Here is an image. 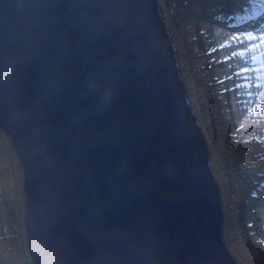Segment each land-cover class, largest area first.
I'll use <instances>...</instances> for the list:
<instances>
[{"label":"water","instance_id":"1","mask_svg":"<svg viewBox=\"0 0 264 264\" xmlns=\"http://www.w3.org/2000/svg\"><path fill=\"white\" fill-rule=\"evenodd\" d=\"M0 131L33 264H236L158 0H0Z\"/></svg>","mask_w":264,"mask_h":264},{"label":"rangeland","instance_id":"2","mask_svg":"<svg viewBox=\"0 0 264 264\" xmlns=\"http://www.w3.org/2000/svg\"><path fill=\"white\" fill-rule=\"evenodd\" d=\"M158 4L222 197V240L236 264H264V0H190L174 21ZM228 8L257 9L261 20L239 31L226 24L232 17L212 21ZM22 193L20 165L0 131V264H33Z\"/></svg>","mask_w":264,"mask_h":264},{"label":"trees","instance_id":"3","mask_svg":"<svg viewBox=\"0 0 264 264\" xmlns=\"http://www.w3.org/2000/svg\"><path fill=\"white\" fill-rule=\"evenodd\" d=\"M242 11H240V9H229L226 10L225 12H223L222 14L218 15V17L212 18V21L214 22H224L225 20H227L229 17H232L229 22H227L226 24H228V26L232 29H236V31H239L241 27H243V25H246L247 19H246V15L241 13ZM252 16H256L258 15L255 12H251ZM249 25V24H248Z\"/></svg>","mask_w":264,"mask_h":264},{"label":"built area","instance_id":"4","mask_svg":"<svg viewBox=\"0 0 264 264\" xmlns=\"http://www.w3.org/2000/svg\"><path fill=\"white\" fill-rule=\"evenodd\" d=\"M164 3L167 6L168 15L173 16L177 10L185 8L189 0H164Z\"/></svg>","mask_w":264,"mask_h":264},{"label":"clouds","instance_id":"5","mask_svg":"<svg viewBox=\"0 0 264 264\" xmlns=\"http://www.w3.org/2000/svg\"><path fill=\"white\" fill-rule=\"evenodd\" d=\"M189 1H190V0H189ZM187 6H188V5H187ZM181 9H184V8H181ZM246 9H247V8H245V9H243V10H246ZM243 10L240 9V11H243ZM247 10L250 11L251 9H247ZM256 11H257V9H255L254 11L251 10V11H250V15H247V16H246V19H247V22H248V23L251 22V19H256L255 23H256L258 20H259V21L261 20L260 17H259V13H257ZM251 12H255V13H257L258 15H256V16H252V15H251V14H252ZM168 16H169V15H168ZM169 18H170L171 20H173L174 15H173V16H170ZM173 21H174V20H173ZM252 22H253V21H252ZM255 23H252V24H251L250 29L253 30V28H254V29L256 28V24H255ZM199 126H200V125H199ZM201 130H202V129H201ZM3 134H4V133H3ZM7 141H8V139H7ZM205 141H206V140H205ZM22 195H23V194H22ZM23 198H24V195H23ZM23 217H24V211H23ZM24 221H25V217H24ZM24 228H25V227H24ZM25 239H27V238H26V228H25ZM27 249H28V245H27ZM28 250H29V249H28ZM29 257H30V254H29ZM30 260H31V258H30ZM32 263H33V262H32Z\"/></svg>","mask_w":264,"mask_h":264}]
</instances>
